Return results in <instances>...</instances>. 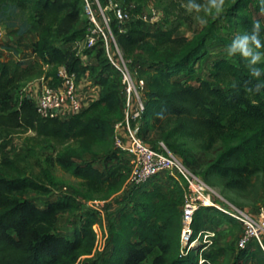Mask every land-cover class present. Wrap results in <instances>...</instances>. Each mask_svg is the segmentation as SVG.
I'll use <instances>...</instances> for the list:
<instances>
[{
  "label": "trees",
  "instance_id": "obj_1",
  "mask_svg": "<svg viewBox=\"0 0 264 264\" xmlns=\"http://www.w3.org/2000/svg\"><path fill=\"white\" fill-rule=\"evenodd\" d=\"M124 1L134 4L138 13L146 0ZM225 3V26L233 37L250 30L255 20L262 22L260 0ZM185 5L186 0H168L163 9L181 18ZM11 6L28 9L32 15L18 31L23 33L32 23L41 26L33 53L49 66L45 76L50 83L62 81L59 70L65 66L79 77L89 74L96 78L102 90L99 98L80 113L65 119L43 118L33 98L21 95L24 83L37 74L38 61L5 60L0 54V264H79L89 258L92 261L85 264H209L210 255L199 245L187 255L182 253L183 188L177 185V193L169 192L162 187L160 177L129 196L132 205L121 207L109 224L110 249L95 252L94 224L100 216L94 210L82 211L77 196L109 199L122 190L129 177L130 168L125 175L118 160L119 156L126 159L113 142L115 124L125 115L121 77L101 47L96 48L97 62L86 63L76 49L59 46L61 41L84 37L88 26L84 0H0L3 11ZM176 29L148 30L143 21L137 20L120 33L117 23L112 22L117 42L128 57L140 50L151 60L147 67L136 65L146 78L143 123L149 110L142 136L154 148L155 139L164 142L194 172L200 161L187 147L186 139L199 141L202 152L215 151L207 162V172L227 189L247 190L253 178L264 173V88L253 91L257 80L250 76L252 66L239 54L216 59L209 78L199 77L197 85L180 78L182 73L194 71L205 51L207 36L193 42L176 35ZM256 67L264 68V62ZM112 70L118 76L111 74ZM260 82L264 83V76ZM29 131L48 143L75 140L78 144L57 149L55 156L47 157L46 166L41 165L36 175H30L9 153L11 134ZM95 146L106 152L113 150L118 163L106 170L97 167L94 160L86 158V154L99 155ZM54 163L83 179L87 187L75 188V194L58 193L55 199L38 204L32 195L51 197L66 185L65 179L53 172ZM169 185L174 186L172 182ZM211 208L201 207L196 212V235ZM75 213H79V223L70 236L60 231L59 222L61 216ZM249 246L242 249L235 264H264V237L262 244L257 241L251 249Z\"/></svg>",
  "mask_w": 264,
  "mask_h": 264
},
{
  "label": "built area",
  "instance_id": "obj_2",
  "mask_svg": "<svg viewBox=\"0 0 264 264\" xmlns=\"http://www.w3.org/2000/svg\"><path fill=\"white\" fill-rule=\"evenodd\" d=\"M134 8V4L126 3L124 0H106L104 3L100 0H84V14L88 26L84 37L77 41V43L83 42L84 47L90 51L101 47L109 63L121 77L125 115L115 124L113 142L114 147L125 157L130 173L124 187L118 193L130 196L136 189L162 175L182 187L184 193L182 253L184 255L197 246L194 244H198L202 235L205 243L210 242V231L202 230L197 235L195 232L194 218L201 207L215 206L243 225L244 231L238 242L240 249H246L253 240L262 244L264 208L257 214H251L232 206H220L212 196L213 188L171 152L164 142H161L160 148L156 149L144 140L142 117L147 110L146 78L139 74L133 66V59L128 57L119 46L117 35L112 30V22L115 21L118 31L123 33L137 20L143 21L144 27L151 24L153 28H172L165 23V19L171 16L177 20V17L168 15L157 5H150L148 8L144 5L138 13L134 12ZM261 17L264 24V14ZM59 75L62 77L60 83L45 85L33 97L36 111L43 118L65 119L82 112L88 107L86 98L84 99L81 93L83 85L96 87L98 84L89 74L79 77L76 73H70L65 66L60 68ZM109 199H83L82 202L86 206L85 209L94 210L100 216L103 214H100L103 212L100 208L101 204ZM101 218L100 216V220L94 224L97 232L95 252H106L110 249L109 227L106 222V225L102 224ZM104 239H106L105 243ZM204 261L205 259H201L200 263ZM208 263L210 264V261Z\"/></svg>",
  "mask_w": 264,
  "mask_h": 264
},
{
  "label": "rangeland",
  "instance_id": "obj_3",
  "mask_svg": "<svg viewBox=\"0 0 264 264\" xmlns=\"http://www.w3.org/2000/svg\"><path fill=\"white\" fill-rule=\"evenodd\" d=\"M167 1L168 0H146L144 5L147 8L150 5H157L163 8ZM226 7L227 5L225 3L223 13L216 15L214 12L205 13L203 9L200 13H196L195 10L189 12L185 5L184 8L186 11L181 14V18L174 20L171 16H168V18L165 19V23L170 25V27L177 28L176 35L178 36H186L193 42L203 35L207 36L205 51L201 54L194 67V71L191 74L186 75L182 73L180 75V78L183 80L197 85L199 77L209 78L212 63L216 59L221 57H233L228 55L226 48V45H228L234 38L225 26L224 15ZM5 10L6 11H3L0 8V24L8 22L12 24V27H18L19 29V26L20 28L24 27V22L31 20L32 15L28 9H19L11 6ZM198 15L205 17L206 22L204 24L199 23L197 19ZM36 27V23H32L31 26L23 33L18 31V34L22 35L20 39L23 43L19 46L17 53L20 52L23 57H26L25 59H22L24 61H38L39 68L37 70V74L27 80L21 88V95H30L32 98L35 96L36 92H39L45 85L50 83V79L45 76V72L48 71L49 66L37 59L33 53V39L36 37V30H38ZM145 27L148 30L153 28L151 24H147ZM0 31V36H2L3 30L1 28ZM77 41L78 40L70 42L61 41L59 42V46L64 49L69 47L76 49L77 51H80V54L84 57L83 59L86 63H96L99 49L90 51L84 47L83 42L77 43ZM6 56L10 57L12 55L6 54ZM131 57L133 59L134 67H136V65H144V67H147L148 63L151 62L146 54L140 50H136ZM111 74L118 76V74L113 70ZM148 111L145 116L146 124L149 121ZM10 137L11 143L9 145V153L11 157L18 159L20 164L30 175H36L41 165L46 166L47 157L55 156L57 149H60L67 144H78L75 140H71L64 144L57 143L55 141L53 143H48L36 136L33 131L26 133H12ZM186 143L187 147H189L196 157L199 158L200 165L195 169V171L213 188L212 196L216 203L222 207L232 206L234 208L242 209L251 214H257L260 209L264 208V173H260L258 176H255L253 178V185L247 190L236 192L231 189H227L222 185L219 178L207 172V162L214 156L215 151L211 150L206 153L202 152L199 147V141L194 139H186ZM153 145L156 149H159L161 142L156 141L155 139ZM95 150L99 152V155L92 156L91 154H86V158L88 160H94V164L97 167L102 170H106L108 166L116 165L119 160V163H122L121 165L123 166L124 174L128 175L130 168L129 165L126 160H123L120 156L118 160L117 158H113V150L110 152L102 151V148L99 146H95ZM51 168L56 175L65 179L66 185L62 186L57 193H54L51 197L32 195L35 199H37L38 204H45L49 201V199H55L58 193L75 194V188L87 187V184L83 179L70 175L69 173L63 171L55 163L51 165ZM158 179L162 182V187L164 189L172 193H177V185L172 182L174 186H170L169 184H171V181L167 176L162 175V177ZM153 182H157V180L153 179ZM148 186H150V184H147L146 187ZM77 198L81 203V209L83 211L86 208L84 202H82L83 199L80 196H77ZM132 203L131 197L123 193H118L111 197L107 202H104L100 206L103 210V212H100V214L103 213L100 215L102 217V224L104 225L106 222L109 227L110 222L115 220L117 211L124 206L130 207ZM213 207L214 208H211L207 214H205L206 212L204 213L206 220L200 227V231H210V242L205 243L203 240L204 236L202 235L197 245L202 247V250L210 255V264H235L243 253V250L238 246V242L242 236L244 227L231 215L225 212L222 214L220 212L222 210L215 206ZM78 223L79 213L65 214L60 218V231L72 236L74 228ZM105 242L106 239H104V243ZM256 242L257 240H253L249 249H251ZM89 259L82 260L79 264H85ZM90 261H92V259H90Z\"/></svg>",
  "mask_w": 264,
  "mask_h": 264
},
{
  "label": "clouds",
  "instance_id": "obj_4",
  "mask_svg": "<svg viewBox=\"0 0 264 264\" xmlns=\"http://www.w3.org/2000/svg\"><path fill=\"white\" fill-rule=\"evenodd\" d=\"M261 11L264 12V0H260ZM225 0H186V8L189 12L195 10L200 13L203 9L205 13L214 12L216 15L223 13ZM199 23L206 22L205 17L197 16ZM229 56L239 54L244 58L248 65H251L249 71L252 78H256L257 84L253 91H259L264 88V83L260 78L264 76V68L256 67L257 64L264 62V24L260 20H255L250 30H244L234 36L231 42L226 45Z\"/></svg>",
  "mask_w": 264,
  "mask_h": 264
},
{
  "label": "crops",
  "instance_id": "obj_5",
  "mask_svg": "<svg viewBox=\"0 0 264 264\" xmlns=\"http://www.w3.org/2000/svg\"><path fill=\"white\" fill-rule=\"evenodd\" d=\"M36 25V29L38 30H36L37 33L36 37L33 39V43L37 40L41 30V26L38 24ZM0 28L3 30V35L0 36V54L3 55L2 58L5 60H8L10 58H14L17 60L25 59L26 57H23L20 52L17 53L19 46L21 45V43H23L20 39L22 35L18 34V27H12L7 24L1 23ZM6 54H11L12 56L7 57ZM81 90L83 98H86V105L89 106L92 101L99 98L102 86L100 84H96V87L83 85ZM145 126L146 122L143 123L144 128Z\"/></svg>",
  "mask_w": 264,
  "mask_h": 264
},
{
  "label": "bare ground",
  "instance_id": "obj_6",
  "mask_svg": "<svg viewBox=\"0 0 264 264\" xmlns=\"http://www.w3.org/2000/svg\"><path fill=\"white\" fill-rule=\"evenodd\" d=\"M194 245H197V243H196V244H194Z\"/></svg>",
  "mask_w": 264,
  "mask_h": 264
}]
</instances>
